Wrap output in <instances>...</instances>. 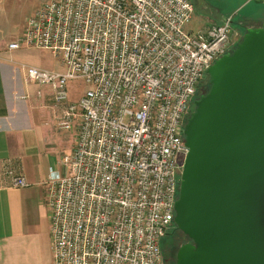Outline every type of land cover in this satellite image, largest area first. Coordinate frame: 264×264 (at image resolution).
Segmentation results:
<instances>
[{
    "label": "built area",
    "instance_id": "1",
    "mask_svg": "<svg viewBox=\"0 0 264 264\" xmlns=\"http://www.w3.org/2000/svg\"><path fill=\"white\" fill-rule=\"evenodd\" d=\"M193 14L190 0H45L8 43L59 58L62 70L22 69L77 132L64 169L47 176L52 264H164L186 117L209 66L242 36L231 16L191 31ZM72 80L86 85L74 101ZM0 176L28 184L10 160Z\"/></svg>",
    "mask_w": 264,
    "mask_h": 264
},
{
    "label": "water",
    "instance_id": "2",
    "mask_svg": "<svg viewBox=\"0 0 264 264\" xmlns=\"http://www.w3.org/2000/svg\"><path fill=\"white\" fill-rule=\"evenodd\" d=\"M193 101L174 202L175 264H264V26L247 27Z\"/></svg>",
    "mask_w": 264,
    "mask_h": 264
},
{
    "label": "crops",
    "instance_id": "3",
    "mask_svg": "<svg viewBox=\"0 0 264 264\" xmlns=\"http://www.w3.org/2000/svg\"><path fill=\"white\" fill-rule=\"evenodd\" d=\"M5 2L0 0V17L5 11ZM22 29L7 38L0 21V168L10 160L20 166L28 181L25 186H13L7 177L0 176V264H52L44 184L52 168L54 144L62 147L64 154L68 153L76 136L70 135L64 140L58 135L65 130L59 126L63 104L54 100L47 86L27 82L25 71L16 64L18 53L7 49ZM44 66L63 69L62 65L54 67L45 63ZM78 98L69 94L71 101ZM52 169L63 170L61 162L57 169Z\"/></svg>",
    "mask_w": 264,
    "mask_h": 264
},
{
    "label": "rangeland",
    "instance_id": "4",
    "mask_svg": "<svg viewBox=\"0 0 264 264\" xmlns=\"http://www.w3.org/2000/svg\"><path fill=\"white\" fill-rule=\"evenodd\" d=\"M45 0H6L5 11L0 17L3 25V33L5 36L13 37L24 26L27 17ZM194 6V14L190 23L186 26L191 31L198 28H203L210 24L221 23L223 20L231 16L235 30L243 35L245 28L254 26H264V8L254 0H190ZM23 25V26H22ZM242 25L244 28L242 29ZM242 37V36H241ZM14 52L18 53L17 66L22 69V65L35 66L45 68L47 65L54 67L62 65L59 58L55 57L50 51L39 48H20ZM41 63V65H39ZM63 67V66H62ZM206 92L209 89V76L206 75L199 87H205ZM86 89V85L82 80H72L68 83V91L70 96L74 94L78 97ZM197 89V90H198ZM205 92V93H206ZM193 110V104L189 113ZM189 115V114H188ZM188 117V116H187ZM186 117V118H187ZM58 135L66 140L70 135L76 136V129L62 130ZM56 145V147H55ZM54 150L51 154L52 168L57 169L60 166V161L63 156L64 149L54 144ZM64 169V165H62ZM47 182V178H46ZM48 183L44 184L47 188ZM188 240L180 229L175 224L171 226L168 232L163 236L162 251L166 259L164 264H174L177 248Z\"/></svg>",
    "mask_w": 264,
    "mask_h": 264
},
{
    "label": "flooded vegetation",
    "instance_id": "5",
    "mask_svg": "<svg viewBox=\"0 0 264 264\" xmlns=\"http://www.w3.org/2000/svg\"><path fill=\"white\" fill-rule=\"evenodd\" d=\"M243 28H244V26L242 25V29H243ZM206 88H207V86H205V87H199V89L197 90V92H196V94H195L194 100L197 99L199 96L205 94V92H206ZM194 100H193V101H194Z\"/></svg>",
    "mask_w": 264,
    "mask_h": 264
},
{
    "label": "trees",
    "instance_id": "6",
    "mask_svg": "<svg viewBox=\"0 0 264 264\" xmlns=\"http://www.w3.org/2000/svg\"><path fill=\"white\" fill-rule=\"evenodd\" d=\"M168 232V231H167ZM166 232V233H167ZM183 233V232H182ZM184 234V233H183ZM185 235V234H184ZM186 236V235H185ZM187 237V236H186ZM162 240H163V238H162ZM162 243V242H161ZM174 255H175V259H176V252L174 253ZM164 261H166V259L164 258ZM175 264V263H174Z\"/></svg>",
    "mask_w": 264,
    "mask_h": 264
}]
</instances>
